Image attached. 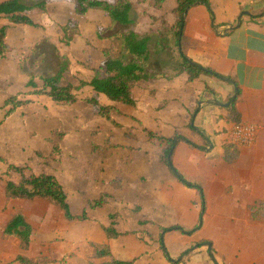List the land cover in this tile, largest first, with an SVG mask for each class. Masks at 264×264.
<instances>
[{
	"label": "crops",
	"instance_id": "crops-1",
	"mask_svg": "<svg viewBox=\"0 0 264 264\" xmlns=\"http://www.w3.org/2000/svg\"><path fill=\"white\" fill-rule=\"evenodd\" d=\"M170 2H173L172 11L176 0H167L162 10H166ZM210 3L213 16L204 5L191 8L187 14L184 30L188 39L187 56L203 67L213 69L221 78L230 77L237 82L241 89L237 110L242 124L257 128L255 143L236 147L234 163L225 158L223 143L230 141L234 124L227 119L228 109L217 103H227L234 96L236 86L231 79L233 85L209 76L187 82V75L182 74L174 80L151 79L139 83L132 92L136 105L125 108V105L117 104L122 116L119 114L114 119L120 127L104 134L112 145L118 146L105 150L107 159L105 166L102 165L105 171L116 169L114 177L105 178L110 190L101 193L110 195L108 203L101 209L92 210L88 202L101 194L92 196L89 192L91 196L87 197L85 193L84 199L76 197L74 203L83 206L82 213L85 211L91 219L86 221L70 222L58 208L67 221L62 219L64 223L80 228L69 231L67 237L55 231L52 221L57 219L44 221L47 215L58 216L59 212L38 203L42 207L39 211L42 222L38 225L41 232L46 235L49 228L54 237L65 240L61 242L64 246L52 244L51 249L45 242L39 244L38 257L51 256L55 262L50 264H88L89 261L100 264L105 260L93 257L88 246L91 241L108 243L115 259L133 261V264H215L207 247L203 246L210 243L218 264H264V222L252 220L249 212L252 205L264 201V0H210ZM162 10H156L155 19L164 13ZM3 104L4 101L0 106L1 121L5 113ZM104 105L113 103L109 101ZM55 129L52 128L45 138L49 153L42 155L43 158L51 152L47 139ZM147 131L165 138L179 134L196 145L192 147L180 142L172 161L189 183L202 188L205 211L197 190L181 184L160 161L163 144L150 140ZM62 150L64 155L66 150ZM110 151L119 153L115 154L114 161ZM64 163L63 156L59 165ZM51 175L61 183L57 175ZM93 179L97 178L94 176ZM113 180H117L119 187H113ZM4 186L3 182L2 195L7 208L22 204L25 209L26 205H34L20 200L6 203ZM79 206H76L78 210ZM22 212L26 218L25 211ZM114 214L117 232L130 234L108 240L101 225L110 226L109 216ZM28 223L36 231V226ZM172 226L186 231L199 228L188 235L168 232L162 235L161 243L160 228ZM198 243L201 245L197 246ZM33 244L32 241L29 251L24 252L28 257ZM193 247L191 253H184ZM65 256H68L66 260Z\"/></svg>",
	"mask_w": 264,
	"mask_h": 264
},
{
	"label": "trees",
	"instance_id": "trees-1",
	"mask_svg": "<svg viewBox=\"0 0 264 264\" xmlns=\"http://www.w3.org/2000/svg\"><path fill=\"white\" fill-rule=\"evenodd\" d=\"M51 0H44L37 3V7L43 11L46 10L47 4ZM55 1V0H54ZM60 1V0H58ZM148 1L149 5L155 10H162L163 5L167 0H144ZM74 12L77 17L85 16L89 11H100L109 19L108 27L97 33L99 38H102L103 33L113 28L115 24L129 26L135 24L131 18V12L134 11L135 4L132 0H72ZM197 5H204L208 8L213 16L210 0H176V6L171 11L173 21L169 22L161 19L160 31L153 35L151 32L139 34L133 30L122 32L117 31L104 39L109 42L108 47L101 50L104 57V76H94L89 82H82L80 86L88 85L92 89V96L86 98L84 102L91 106L93 113L108 120L114 127H120L115 121L114 115L119 114L117 104L134 107L136 105L133 96V89L139 83L149 81L151 79H166L174 80L182 74L187 75V82L198 81L201 76H209L220 79L221 76L209 67H203L187 56L188 39L184 35L185 25L187 23V14L189 10ZM33 6L26 5L22 0H5L0 2V19H5L13 26H28L32 28H41V24L36 23L31 17ZM8 26L4 25L0 28V56L5 57L14 49L6 44ZM80 24L77 18H70L64 24L59 26L60 42L65 46H70L74 38L80 35ZM154 42V51L157 54L163 53L169 57L171 66L169 71L152 74L148 71L150 65V43ZM36 58L32 59L33 57ZM19 68L25 72L28 77L26 88L32 96H45L56 104L64 106H72L78 102L75 95L76 88L70 84L64 85L61 83L64 74L68 70V61L63 58L60 62L59 70L54 74H41L34 72L43 64V55L40 49V41L29 48V53L18 58ZM37 79L42 83L37 84ZM231 79L237 90V94L232 105L228 108V121L233 124L242 122L241 115L237 110V104L241 101V89L237 82ZM209 88L207 87V90ZM104 95L113 105H102L99 101V96ZM20 95H12L8 97L3 104L2 109L5 110L4 120L10 118L18 109L29 105L31 100H20ZM231 98H229L230 100ZM150 140L157 139L163 144L160 161L164 163L175 178L185 187L197 190V193L202 197V210L205 211V198L203 197L202 188L189 183L181 173L175 168L172 155L176 146L180 142H186L189 146L196 147L192 142L182 138L179 134L171 138H165L155 133L147 131ZM65 137V133L58 129L51 131L50 138L47 141L51 145L49 156L44 157L46 161L60 163L63 157L61 142ZM96 150L105 151L110 148H117V145H112L108 136H104V145L102 147L94 146ZM236 145L231 141L223 143L225 158L229 163H234L237 160L235 151ZM171 153V156H170ZM0 163L5 166V171L0 174V179L4 182V193L6 203L11 200H27L34 201L37 199L45 200L51 205L58 207L64 215V218L70 222L86 221L90 218L84 211L81 215H74L68 203L67 193L58 179L51 174L40 173L36 174L30 165H16L9 162L0 155ZM17 177V180L13 179ZM113 187H119L117 180L112 181ZM110 198L109 194H101L97 199L90 200L88 207L92 210L103 208ZM139 209H135L138 211ZM251 219L258 222H264V201H260L249 208ZM116 214L110 215V226L101 225L108 240L117 239L120 236L130 233H119L115 228ZM91 220V219H90ZM197 227L196 229H198ZM185 229L179 226L161 227L160 242H163L162 235L171 232L179 231L184 234H190L196 231ZM34 229L26 221L21 210H17L13 216L7 221L2 229V238H14L18 242V248L21 251L16 257L8 263L0 264H50L55 260L52 258H36L31 259L24 252L29 251L33 241ZM198 243L197 246H200ZM91 248L93 257L99 260H105L100 264H133V261H120L113 257L111 248L108 243L100 244L96 242H88ZM194 250L188 249L184 253L188 255ZM23 252V253H22ZM88 264H95L89 261Z\"/></svg>",
	"mask_w": 264,
	"mask_h": 264
},
{
	"label": "rangeland",
	"instance_id": "rangeland-1",
	"mask_svg": "<svg viewBox=\"0 0 264 264\" xmlns=\"http://www.w3.org/2000/svg\"><path fill=\"white\" fill-rule=\"evenodd\" d=\"M41 1L44 0H22L26 5L33 6L31 17L35 22L41 24V28L36 29L10 24L8 26L6 43L12 46L14 50L4 58L0 56V106L3 101L12 95H20V100H31L32 102L30 105L18 109L12 117L3 121H1L3 113L0 108V153L16 165H30L36 174L52 173L57 175L65 187L71 210L74 214H78V212L82 213L84 207L76 205L74 203L75 198L81 197L84 199L85 193L89 197L91 196L89 192L93 196L99 195L105 190H110L105 178L114 177V170H116L107 169L105 171L102 165L105 166L106 153L93 147V145L102 147L104 145V134L112 131L114 126L108 120L93 113L91 106L84 102L86 98L92 96V89L88 85H80L82 82H89L94 76H104V57L101 50L109 45L108 40L104 39V37L106 38L117 31L127 32L129 29L139 34L151 32L155 35L160 31L161 19L173 21V15L171 14L173 2L168 3L166 10L161 11L164 13H161L158 15L160 17L155 19L154 16L158 14V10L156 11L151 7L148 1L132 0L135 8L131 12V18L135 24L130 28L129 26L115 24L113 28L103 33L102 38H99L97 33L105 30L109 25V19L102 12L89 11L85 16L77 17L72 0H51L46 6V10L43 11L34 7ZM70 18H77L81 31L80 35L74 38L70 46H65L59 40V26ZM4 24H8L7 21L0 19V26ZM38 41H40L43 64L33 71L41 74H54L59 70L61 59L65 58L68 61V70L64 74L61 83L64 85L70 84L76 88L75 95L78 98V102L74 105H59L45 96L28 94L30 89L25 86L28 77L19 68L17 62L18 58L27 55L29 48ZM154 46V42L150 43V65L148 66V71L152 74L169 71L171 66L169 57L163 53H160V55L155 53ZM36 81L39 86L42 85L39 79ZM99 101L102 105L109 103L102 94L99 96ZM123 107L131 108L129 106ZM119 114L121 117L122 114ZM119 114H115L114 118L116 119ZM52 128H57L66 135L62 142V148L66 150L63 155L65 163L62 165L46 161L42 156L49 153L45 138ZM126 137H128L127 131ZM114 140H116L115 137ZM153 140L158 141L157 139ZM155 146L157 147V145ZM110 153L113 161L116 158L115 154H119L115 151H110ZM4 169L5 166L0 164V172ZM94 176L97 178L96 180L93 179ZM100 178H103L102 181H100ZM13 179L17 180V177L13 176ZM2 190L3 181L1 180L0 263H8L20 253L18 243L14 238H2L3 227L17 210L25 211L27 221L32 222L36 226V231L34 230L33 233L34 244L30 255L31 259L40 258L38 257L39 244L45 242L49 244L48 246L51 249L50 246L52 244L59 246L61 242L65 241L60 237H54L49 228L46 231V235L41 232V228L38 225L42 222L39 214L42 207L37 205L38 203L47 204L50 208H54L59 212L58 216L47 215L44 221L57 219L52 221V224L56 226L55 231H59L60 236L67 237L69 231L80 229L64 223L63 220L65 219L58 207L48 204L44 200H20L24 204L32 203L34 205H26L24 209V206H21L22 204H16L7 208L4 203ZM76 206H79V210ZM61 246L64 245L61 244ZM46 258H51V256ZM67 258L68 256H65V260Z\"/></svg>",
	"mask_w": 264,
	"mask_h": 264
},
{
	"label": "built area",
	"instance_id": "built-area-1",
	"mask_svg": "<svg viewBox=\"0 0 264 264\" xmlns=\"http://www.w3.org/2000/svg\"><path fill=\"white\" fill-rule=\"evenodd\" d=\"M257 128L249 124H234L230 133V141L236 147H248L255 143Z\"/></svg>",
	"mask_w": 264,
	"mask_h": 264
},
{
	"label": "water",
	"instance_id": "water-1",
	"mask_svg": "<svg viewBox=\"0 0 264 264\" xmlns=\"http://www.w3.org/2000/svg\"><path fill=\"white\" fill-rule=\"evenodd\" d=\"M242 15H243V14H241V16L238 18V21H239V22H240V20H241V18H242ZM221 80H223V81H225V82H227V83L233 85L232 81L229 80V79H227V78H223V77H222ZM236 94H237V90H235L234 96L232 97V99H231L229 102H227V103H217V105L220 106V107H222V108L228 109V108L232 105V103H233V101H234V99H235ZM200 106H201V104H199V108H200ZM170 156H171V153H170ZM203 246L207 247V249H208V253L210 254V256L212 257V259L214 260L215 264H218V263L215 261L214 257H213L212 249H211V248H212V247H211V244H210V243H204Z\"/></svg>",
	"mask_w": 264,
	"mask_h": 264
}]
</instances>
